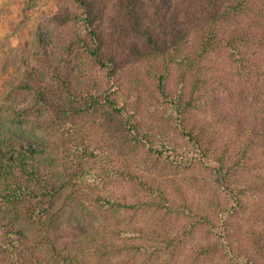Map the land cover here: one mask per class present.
I'll return each instance as SVG.
<instances>
[{
	"label": "trees",
	"instance_id": "obj_1",
	"mask_svg": "<svg viewBox=\"0 0 264 264\" xmlns=\"http://www.w3.org/2000/svg\"><path fill=\"white\" fill-rule=\"evenodd\" d=\"M74 1L80 13L65 20L80 44V24L95 21L104 4ZM115 7L112 35L101 42L91 32L90 56L108 76L93 101L122 118L148 173L106 165L94 179L99 222L68 236L55 206L68 184L44 172L46 150L1 145L0 210L8 217L0 215V264H264V183L256 180L264 167V0H115ZM116 49L125 51L124 66ZM127 54L144 63L141 71ZM225 56L244 78L234 97L221 82V97L214 85L207 90L205 63L215 60L219 74ZM122 180L127 188L115 196L109 182ZM252 197L254 208L242 212Z\"/></svg>",
	"mask_w": 264,
	"mask_h": 264
},
{
	"label": "rangeland",
	"instance_id": "obj_2",
	"mask_svg": "<svg viewBox=\"0 0 264 264\" xmlns=\"http://www.w3.org/2000/svg\"><path fill=\"white\" fill-rule=\"evenodd\" d=\"M76 4L74 0H0V146L31 143L46 150L44 172L55 176L59 186L63 181L68 184L55 204L63 209L60 221H64L68 236H78L82 230H89L91 223L99 222L104 207L95 200L97 187L101 186L94 179H99L104 167L123 163L138 173L148 171L139 150L128 142L130 135L122 118L112 117L106 106L93 101L94 94L101 95L106 88L108 76L106 69L99 68L90 56L91 32L96 31L101 42L108 39V34L112 35L111 19L117 15L115 0H103L104 6L101 9L99 6L100 12L91 24L82 21L80 29L85 42L80 44H72L74 25L65 20L71 13H80ZM130 39L142 41L137 36ZM106 47L108 49L107 44L103 45L102 54H108ZM258 50L264 53L263 49ZM116 51L117 62L124 66V58H121L125 51L122 54ZM125 57L132 69L142 70L141 60H134L130 54ZM230 62L227 56L219 59V74L212 68L217 65L215 60L205 63L212 75L207 90L214 85L218 97L222 89L219 82L227 85L229 94L234 97L235 85L244 81ZM119 65L117 75L122 77ZM259 67V73H264V60ZM24 83L33 88L24 90L20 87ZM258 156L253 155L260 162ZM149 167L153 173H160L154 166ZM86 172L91 173L92 178L85 176ZM256 173L261 176L256 180L264 183V167L257 168ZM112 183L108 186L115 196H120L127 188L123 180ZM73 185L79 190L72 189ZM255 200V197L249 198L242 212L251 211ZM0 215L8 217L1 210ZM28 234L34 235L30 230ZM92 258V255L87 256L88 260ZM100 262L106 264L104 259Z\"/></svg>",
	"mask_w": 264,
	"mask_h": 264
}]
</instances>
